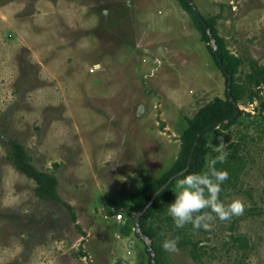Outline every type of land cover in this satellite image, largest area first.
I'll return each instance as SVG.
<instances>
[{
  "label": "rangeland",
  "instance_id": "rangeland-1",
  "mask_svg": "<svg viewBox=\"0 0 264 264\" xmlns=\"http://www.w3.org/2000/svg\"><path fill=\"white\" fill-rule=\"evenodd\" d=\"M192 1L204 17L219 15L241 60L244 113L206 142L207 160L221 136L235 145L228 160L245 159L220 199L246 207L210 230L181 232L164 211L159 258L264 264V0ZM226 90L178 0H0V264H149L131 195L175 164L189 120ZM11 141L56 178L60 202L40 198L16 169ZM169 238L179 251L163 249Z\"/></svg>",
  "mask_w": 264,
  "mask_h": 264
},
{
  "label": "trees",
  "instance_id": "trees-1",
  "mask_svg": "<svg viewBox=\"0 0 264 264\" xmlns=\"http://www.w3.org/2000/svg\"><path fill=\"white\" fill-rule=\"evenodd\" d=\"M178 1L180 2L181 6L192 15L195 27L199 32L202 33V40L208 44L209 51L226 77L227 90L225 99L220 97L216 98L213 102L207 104L201 110H199L189 120V126L182 138L183 141L181 151L175 164L159 179L151 183L144 184L131 195V209L134 213L140 214V231L143 237L151 243V247L153 248L154 252H156V264H161L159 258L160 253L158 251L157 245V239L160 237L157 228L158 221L160 220L159 214L167 211V209L164 210L162 205H167L171 190L178 179L174 180L165 190L161 192L160 190L173 176L177 174L183 173L180 176L182 177L183 175H186L190 172H200L205 170L207 166V156L209 153L207 149L206 137L209 133L215 131L216 128H211L208 131L206 130L215 124H221L222 122L226 121H228V124L221 125L220 128L223 130H228L238 123V119L244 113L238 105L239 101L241 100L242 92L237 84L236 78L241 60L229 51L226 40L219 34L217 29V20L219 19V15L213 16L209 19L202 15L210 30L209 33L203 22L195 14L193 6L190 3L193 1ZM212 39L215 40L216 46L218 48V55L222 59V65L219 63L217 54L214 52V49L211 45ZM229 77H231L233 80L231 89L233 102L231 101L228 94ZM236 110H238V116L233 119ZM196 142H198V145L192 156L191 167L187 172H184ZM229 147L233 148L235 145L232 144ZM10 148L11 160L16 169L36 182L37 195L44 200L60 202V196L57 192L56 178L46 172L40 171L34 165L32 157L22 144L11 141ZM215 155L216 154H214L213 157ZM245 164V159L238 156L234 158L230 157V160L224 164H217V168L226 170L228 172V179L223 183L222 188L227 185L234 184L239 179ZM153 197H155L154 203L149 207L148 210H146ZM170 220H172V218H170ZM183 229L184 227L179 228V231L181 232ZM246 242L247 241L245 240V243ZM194 246L198 247L199 245L197 243L194 244ZM146 251L149 256L148 263L153 264L152 256L148 246Z\"/></svg>",
  "mask_w": 264,
  "mask_h": 264
},
{
  "label": "clouds",
  "instance_id": "clouds-1",
  "mask_svg": "<svg viewBox=\"0 0 264 264\" xmlns=\"http://www.w3.org/2000/svg\"><path fill=\"white\" fill-rule=\"evenodd\" d=\"M218 139V144L211 145L216 155L208 158L206 169L183 175L177 182L175 198L167 208L177 228L191 224L194 229L210 230L216 219L229 220L245 211L242 199L236 198L227 204L220 199L228 172L217 168V164L227 160L230 149L222 136ZM162 247L167 252L179 251L178 238L165 239Z\"/></svg>",
  "mask_w": 264,
  "mask_h": 264
},
{
  "label": "water",
  "instance_id": "water-1",
  "mask_svg": "<svg viewBox=\"0 0 264 264\" xmlns=\"http://www.w3.org/2000/svg\"><path fill=\"white\" fill-rule=\"evenodd\" d=\"M190 3H191V5L193 6V9H194L195 14H196L197 17L203 22L205 28H206L207 31L210 33V30H209V28H208V25H207V23L205 22L204 18L202 17L200 11L198 10V8H197L196 5L194 4V2H190ZM211 45H212V47H213V49H214V52L217 54V58H218L219 63L222 65V59H221L220 56L218 55V48H217V46H216V43H215V40H214V39H212ZM232 83H233V80H232L231 77H229L228 94H229V97H230L231 101L233 102V98H232V95H231ZM237 116H238V110H236V113H235L233 119H234L235 117H237ZM227 124H228V121H226V122H222L221 124H215V125H213L212 127H210L209 129H207L206 131L210 130L211 128H218V127H220L221 125H227ZM197 145H198V142L195 143V146H194L193 151H192V155H191L190 158H189L188 165H187V167H186V169H185L184 172H187V171L189 170V168L191 167V164H192V156H193V153H194V151H195ZM182 174H183V173H180V174H177V175L173 176V177H172V178H171V179H170V180H169V181H168V182L162 187V189L160 190V192L163 191V190H165V189H166V188H167V187H168V186H169L174 180L178 179ZM154 200H155V197H153V199L151 200L150 204L147 206L146 210H148L149 207L154 203ZM139 224H140V214H137V216H136V229H137V231H138V235H139L141 238H144L143 235L141 234V231H140V225H139ZM148 247H149V251H150L151 256H152V262H153V264H156V256H155V254H154V250H153V248L151 247V243H150L149 241H148Z\"/></svg>",
  "mask_w": 264,
  "mask_h": 264
},
{
  "label": "built area",
  "instance_id": "built-area-1",
  "mask_svg": "<svg viewBox=\"0 0 264 264\" xmlns=\"http://www.w3.org/2000/svg\"><path fill=\"white\" fill-rule=\"evenodd\" d=\"M123 219V216L122 215H119L118 216V220H122Z\"/></svg>",
  "mask_w": 264,
  "mask_h": 264
},
{
  "label": "bare ground",
  "instance_id": "bare-ground-1",
  "mask_svg": "<svg viewBox=\"0 0 264 264\" xmlns=\"http://www.w3.org/2000/svg\"><path fill=\"white\" fill-rule=\"evenodd\" d=\"M118 218V217H117ZM121 221V220H120Z\"/></svg>",
  "mask_w": 264,
  "mask_h": 264
},
{
  "label": "crops",
  "instance_id": "crops-1",
  "mask_svg": "<svg viewBox=\"0 0 264 264\" xmlns=\"http://www.w3.org/2000/svg\"><path fill=\"white\" fill-rule=\"evenodd\" d=\"M118 222V221H117Z\"/></svg>",
  "mask_w": 264,
  "mask_h": 264
}]
</instances>
